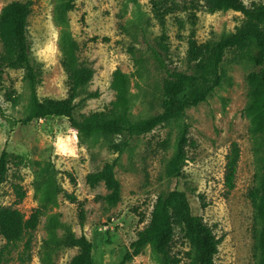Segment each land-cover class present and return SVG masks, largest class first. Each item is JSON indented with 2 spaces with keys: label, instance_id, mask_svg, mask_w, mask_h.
<instances>
[{
  "label": "rangeland",
  "instance_id": "obj_1",
  "mask_svg": "<svg viewBox=\"0 0 264 264\" xmlns=\"http://www.w3.org/2000/svg\"><path fill=\"white\" fill-rule=\"evenodd\" d=\"M11 0H0L1 7ZM33 0L28 17L29 58L38 73L40 99L67 95V74L62 66L70 41L77 46L79 62L93 69L90 81L75 98L74 114L108 111L114 100L112 73L120 69L129 78L130 120L137 121L160 111L161 83L165 69L191 73V39L218 40L246 21L233 10L209 11L202 0ZM248 6L264 0H243ZM0 42V52H1ZM160 55L161 65L152 53ZM221 83L206 100L151 132L129 138L122 135L79 136L64 117H46L21 123L30 108V88L23 68L6 67L0 88V152L11 153L5 181L0 186V205L12 206L25 218L38 209V223L29 248L23 242L5 264H68L76 247L64 245L68 231L83 233L93 244L96 264H118L138 230L148 222L156 198L178 187L188 196L191 209L220 239L215 264H254L252 257V206L247 191L255 182L260 137L252 132L246 81L252 65L236 51L222 61ZM184 87L182 95L188 92ZM13 93L15 101L6 94ZM97 91V96L90 94ZM189 124L187 161L179 180L167 176L165 165L173 155L183 123ZM127 140L121 153L111 148ZM240 148L235 187L224 196L223 172L232 143ZM113 163L120 183V200L109 205L100 182H86V174ZM19 192L24 195L20 198ZM85 218L79 224L78 204ZM102 196V197H101ZM4 239L0 235V246ZM172 252L178 264H190L191 249L177 226ZM126 264H160L155 249L146 245Z\"/></svg>",
  "mask_w": 264,
  "mask_h": 264
},
{
  "label": "trees",
  "instance_id": "obj_2",
  "mask_svg": "<svg viewBox=\"0 0 264 264\" xmlns=\"http://www.w3.org/2000/svg\"><path fill=\"white\" fill-rule=\"evenodd\" d=\"M71 1L66 0L63 3V10L71 7ZM33 3V0H11L0 9L2 46L0 88L6 67L23 68L30 88V108L28 114L21 119L23 124L46 117H64L70 126L77 130L79 136L89 137L98 134L122 135L129 138L142 136L172 119L185 117L188 107L205 101L221 83L224 75L221 64L227 51H236L240 58L252 65L246 77L250 101L244 111L252 117V132L260 137V152L256 160L255 182L248 189L247 198L253 209L252 257L254 264H264V4L248 6L243 0H202V6L209 11L240 12L246 19L245 23L218 40L197 42L191 39L188 54L193 62L192 72L166 68L161 83L160 111L132 121L128 116L129 78L118 68L112 73L111 88L115 92V97L109 110L75 116L74 100L90 81L93 69L79 62L76 55L77 46L73 41L67 44L62 58V66L67 74V95L61 99L38 97L36 89L39 76L29 58L26 35ZM152 51L155 60L163 65L159 53ZM185 86H189V89L185 95H182ZM12 94L10 91L6 96L11 101H15ZM90 95L97 96L98 92L95 91ZM0 116L5 117L1 104ZM188 131L189 124L184 122L176 149L165 165L167 176L177 180L184 175L183 167L187 161L186 147L189 142ZM127 146V140H119L114 142L111 148L121 153ZM239 152L240 148L233 142L226 155L224 166V196L235 187ZM10 158L11 153L3 148L0 152V186L6 179ZM113 167V163L105 162L99 170L88 172L85 177L91 187L103 182L107 190L103 199L109 205L116 204L121 197L120 183L114 175ZM23 195V192H19L20 198ZM66 197L71 202H77L79 224L83 226L85 218L83 203L73 194L66 193ZM38 211L36 209L25 218L17 208L0 205V235L4 239L0 246V264L9 261L12 251L19 247L20 242H23L24 248H29L32 231L38 223ZM177 226L190 246L191 254L187 252L190 264H215L214 257L218 252L220 239L214 235L213 230L202 217L192 211L187 194L178 187L157 196L147 224L137 231L118 264H126L132 260L146 245L152 246L158 253L160 264H178L182 258L174 254L171 248ZM63 243L68 247L77 248V253L72 256L68 264H96L92 255L93 244L83 233L76 236L72 231H68Z\"/></svg>",
  "mask_w": 264,
  "mask_h": 264
}]
</instances>
